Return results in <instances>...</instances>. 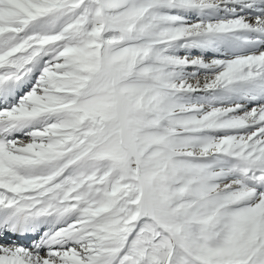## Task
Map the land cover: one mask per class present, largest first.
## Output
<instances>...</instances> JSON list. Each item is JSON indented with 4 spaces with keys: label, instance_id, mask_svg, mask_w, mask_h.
<instances>
[{
    "label": "snow or ice",
    "instance_id": "snow-or-ice-1",
    "mask_svg": "<svg viewBox=\"0 0 264 264\" xmlns=\"http://www.w3.org/2000/svg\"><path fill=\"white\" fill-rule=\"evenodd\" d=\"M0 264H264V0H0Z\"/></svg>",
    "mask_w": 264,
    "mask_h": 264
}]
</instances>
